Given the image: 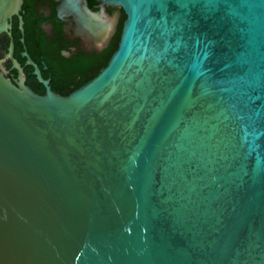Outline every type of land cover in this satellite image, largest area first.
I'll use <instances>...</instances> for the list:
<instances>
[{
    "label": "water",
    "instance_id": "water-1",
    "mask_svg": "<svg viewBox=\"0 0 264 264\" xmlns=\"http://www.w3.org/2000/svg\"><path fill=\"white\" fill-rule=\"evenodd\" d=\"M22 3L0 0V34ZM105 5L117 47L69 94L0 60V264H264V0Z\"/></svg>",
    "mask_w": 264,
    "mask_h": 264
},
{
    "label": "flooded vegetation",
    "instance_id": "flooded-vegetation-1",
    "mask_svg": "<svg viewBox=\"0 0 264 264\" xmlns=\"http://www.w3.org/2000/svg\"><path fill=\"white\" fill-rule=\"evenodd\" d=\"M64 1L23 0L19 11L22 29L18 16H13L10 35L0 34V60L4 76L17 84L21 73L24 84L39 95L45 94L47 87L55 93L67 95L77 89L81 81L95 72L97 74L106 65L105 51L125 19L122 20L124 12L120 7L105 5L101 12L100 0H84L90 10L102 13L105 19H112L107 38L100 42L79 31L74 15L61 8ZM11 42V55L20 71L8 56Z\"/></svg>",
    "mask_w": 264,
    "mask_h": 264
},
{
    "label": "trees",
    "instance_id": "trees-1",
    "mask_svg": "<svg viewBox=\"0 0 264 264\" xmlns=\"http://www.w3.org/2000/svg\"><path fill=\"white\" fill-rule=\"evenodd\" d=\"M125 18V14H123V17H122V20ZM120 29H121V23L119 24V27H118V33L116 35V37L114 38V40L110 43V45L108 46V48L106 49L105 51V61H104V64L106 62V60H108L109 56L111 55V53L116 49L117 47V40H118V36H119V33H120ZM96 74V72L89 78H86L85 80L81 81L77 86L79 87L81 84H83L84 82H86L87 80H89L90 78H92L94 75ZM70 91L66 92V93H63V94H67L69 93Z\"/></svg>",
    "mask_w": 264,
    "mask_h": 264
}]
</instances>
